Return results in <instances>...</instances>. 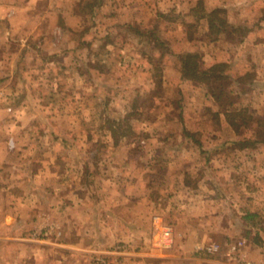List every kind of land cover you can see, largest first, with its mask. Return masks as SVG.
Masks as SVG:
<instances>
[{"label":"crops","instance_id":"crops-1","mask_svg":"<svg viewBox=\"0 0 264 264\" xmlns=\"http://www.w3.org/2000/svg\"><path fill=\"white\" fill-rule=\"evenodd\" d=\"M199 1L0 0V93L14 80L17 65H26V68L19 70L23 73L24 80L39 81L43 79V73L39 74L38 69L47 61H51L60 69L65 66L66 73L73 78H83V94H90L97 88L98 93H101L108 79L104 72L106 60L103 49H119L121 53H125L129 48L136 49L139 44V41L135 40L136 36L132 34L124 42H120L118 38L110 42L106 38L116 37L118 32L128 30L141 33L174 32L176 37L171 35L172 38L162 44L169 49L163 56L165 63L162 83L165 89L172 90L176 86L183 94L187 92L195 97V101L201 106L204 103L205 107L219 114L221 127L228 132V136H220L217 128L213 130V134L202 139L182 138V142L190 144L184 150L185 155L178 156L182 157L178 158L179 162L183 159L184 164L178 165L174 170L167 168L164 171L167 172L166 178H158L155 175L157 171L152 166H146V169L137 166L136 163L145 160L141 155L136 157L132 152L125 154L127 157L124 163L120 162L124 160V156L121 159L117 155L112 157L114 163L111 164V171H107L108 174L106 171H103L102 175L97 174L101 181L98 191L105 194L104 198L98 201L103 206V213L110 210L103 214L104 223L106 220L110 224L114 218L115 226L107 228L104 224L102 229L99 227L103 230L102 233L97 226L95 229L91 224L92 214L87 212L94 205L91 199H88L86 188L79 191L72 186L67 188V193H61L62 198L68 199L67 205L71 210V213L62 218L67 222L69 230L65 243L62 244L33 243L23 237L28 224L32 223L37 215V211L30 208L42 209L47 196L53 205L59 207V187L44 186L41 174L35 175L34 182L37 185L34 188H30L25 173H18L15 183H9L7 176L0 174V264H90L89 259L93 254L107 253L106 245L121 238L122 229L119 225L122 220L117 213L122 204L138 203L139 206H149L154 200L153 193L157 190L163 195L159 201L165 207L169 206L168 210H171L172 206L175 207L168 214L171 216L168 220L174 224L177 242L173 249L164 253H138L139 258L145 259V264H152L154 261L162 264H224L221 256L208 257L204 252H198L197 247L213 242H227L230 238H235L238 232L235 225L238 223L248 224L251 219H264V211L255 214L249 211L253 202L248 197L252 196L251 193L262 194V201L257 204L264 210V146L254 147L253 150L244 148L239 155L243 165L232 166L233 154L227 150V153L219 151L222 146L228 148L237 140L233 125L226 118L230 111H219L220 105L216 100L219 99V93L208 86L213 79L223 78L215 75L214 70L224 63L232 69L228 71L230 75L228 73L227 78L233 80V77H237L238 81H241L245 74L252 72L248 69L252 61L264 64V40L256 38L258 33L256 34L254 29L248 30L246 35L242 34L240 40L222 41L220 37L209 40L215 22L210 14H213L217 7L207 10L198 18L195 17V11ZM242 12L241 26L245 25L244 19L249 10L243 8ZM88 15L90 19L85 18ZM174 17L175 19H172ZM84 28H88L83 32L86 34H83L81 40L76 39V33ZM191 30L205 38H199L198 34L195 37L190 36ZM50 35L54 38H50ZM147 43V40L141 42L138 48H147ZM79 50L82 51L81 58ZM146 52V57L151 61L149 51ZM189 55L198 62L197 74L193 77L185 76L182 72V59ZM79 66L85 68L80 71ZM236 70L239 74H236ZM253 71L255 72V69ZM263 72L261 74L260 69L255 72L250 89L251 93L254 91V94L260 97H264ZM204 75L210 82H204ZM153 85L152 88L155 89V83ZM225 92L230 95L233 93L231 90ZM26 103L24 101L23 105ZM261 103L264 104V98ZM203 111L204 108L200 107V118ZM186 115L190 118L188 110ZM198 121L201 122L200 119ZM5 154L0 147V162L5 160ZM250 155L258 157L260 162L253 172L258 178L254 184L247 179L253 175L243 169L252 159ZM190 162L194 163L193 168L188 167ZM10 170L6 169V172ZM55 177L57 175H54ZM42 192L45 199H41ZM186 213L187 216L184 217ZM28 216L33 218L28 219ZM258 225L253 234L257 235L259 241L246 239L247 252L251 258H259L264 251V222ZM130 264L138 263L132 260Z\"/></svg>","mask_w":264,"mask_h":264},{"label":"rangeland","instance_id":"rangeland-1","mask_svg":"<svg viewBox=\"0 0 264 264\" xmlns=\"http://www.w3.org/2000/svg\"><path fill=\"white\" fill-rule=\"evenodd\" d=\"M199 3L195 11V17L198 18L207 10L217 7L215 12L210 14L215 22L212 34L208 35L209 38L207 36L209 40H216L218 37L222 41L240 40L241 35H246L250 29L258 33L256 38L264 40V0H200ZM243 8L248 9L249 13L245 16V25L241 26ZM85 18L90 19V15ZM260 27L263 31H256V29L261 30ZM87 29L78 31L75 38L81 40L83 34H86L83 32ZM130 34L136 36L138 45L147 40V48H140L141 46L138 48L136 45V49L129 48L125 53H121L119 49H103L106 60L104 72L108 79L101 93H98L97 88L90 94H83V78L77 76L73 78L66 73L65 66L60 69L51 61L45 62L42 68L38 69L39 74L43 73V79L30 82L22 78L23 73L19 70L22 67L26 68V65L20 63L15 70L14 80L0 93V147L7 155L5 160L0 162L1 176L4 177L5 174L9 183H15L18 180V173H25L30 188H34L37 185L34 182L35 175L41 174L44 186L52 185L54 188L58 186L60 189L59 203L57 201L59 207L53 205L52 200L47 196L42 209L30 208L37 211L36 217L34 216L32 223L28 224L23 235L30 242H48L51 245L65 243L69 230L67 222L62 218H65L67 213H71V210L67 205L68 199L62 198L61 193H67V188L72 186L79 191L86 188L88 199H91L94 205L87 212L92 214L91 224L95 229L96 226L98 229L104 224L107 228L115 226L114 218L112 222L109 220L110 224L106 220L104 223L103 214L110 210L102 212L103 206L98 200L104 198L105 194L98 191L101 181L97 175L103 171H106V174L107 171H111V164L114 163L112 157L114 158L115 155L119 159L124 156V160H120L121 163L126 160L125 154L132 152L136 157L141 155L145 160H140V163H136L137 166L144 169L146 166H152L157 171L155 175L158 178H166L167 172L164 171L167 168L174 170L178 165L184 164L183 159L179 162L178 158L182 157L178 156H182L190 144L182 142V138L202 139L213 134V130L217 128L220 136H228V132L221 127L219 114L212 112L211 108L205 107L204 103L201 106L195 101V97L187 92L183 94L176 86L172 90L165 89L162 83L165 63L163 56L169 49L162 44H165L163 41H169L171 35L176 37V33H141V31L128 30L120 31L118 36L106 39L114 42L118 38L120 42H124L131 37ZM178 34L180 35V32ZM196 34L199 38H205L191 30L190 36L195 37ZM50 38L54 36L50 35ZM146 49L150 53L151 61L146 57ZM79 52L81 58L82 51ZM193 63L198 62L193 60ZM79 68L82 71L85 66ZM248 69L252 72L242 76L241 81L236 80L237 77L229 80L226 75L232 69L224 63L214 70L215 75L223 78L213 79L211 84H208L210 89L212 87L219 93V99H216L220 105L219 111L229 110L226 118L230 123L231 121L235 123L233 130L237 140L228 148L224 145L219 150L223 153L227 150L228 153L233 154L231 162L234 167L243 165L242 157L239 155L244 148L253 150L254 147L264 146V104L261 103L264 97L254 94V91L250 92L255 72L260 69L262 74L264 64H257L254 60ZM236 74H239V71ZM154 83L155 89L152 88ZM227 90L233 93L227 94L225 92ZM222 93L224 94L221 95ZM24 101L27 103L23 105ZM200 107L204 108L201 118L198 116ZM187 110L190 118L186 115ZM11 140L15 142L13 149H9L10 145L8 146ZM250 156L252 159L243 169L253 175L247 179L254 184L258 178L253 172L260 162L258 157ZM194 166L193 162L188 165L191 168ZM6 169L11 170L6 172ZM54 175L57 177L54 178ZM253 194L256 193L248 196L253 202L249 211H252V214L261 213L264 210L260 209L257 203L262 201L263 195L257 193L253 196ZM41 195V199H45L43 192ZM153 195L154 200L149 206L143 204L139 206L138 203L122 204L117 213L122 220L119 225L122 229L121 238L106 245L107 253L93 254L89 259L90 264H130L132 260L137 261L138 264H145V259L139 258L138 253L144 251L164 253L176 246L177 232L174 224L169 223L168 220L171 217L168 214L175 207L172 206L171 210H168L169 206L165 207L159 201L163 196L159 190ZM30 217L33 218L28 216V219ZM155 217L164 225L173 227V242L169 247L164 244L161 231L154 223ZM263 222V218H256L249 220L248 224L238 223L235 225L238 231L235 238H230L227 242L241 238L259 241L257 235L253 233L256 227H259L258 224ZM13 250L15 252L16 248ZM204 255L212 257L209 254L204 253ZM100 259H104V262ZM152 264H162V262L154 261Z\"/></svg>","mask_w":264,"mask_h":264},{"label":"built area","instance_id":"built-area-1","mask_svg":"<svg viewBox=\"0 0 264 264\" xmlns=\"http://www.w3.org/2000/svg\"><path fill=\"white\" fill-rule=\"evenodd\" d=\"M10 148L15 147L14 140H11ZM154 223L161 231V236L166 247L173 242V227L164 225L159 218H154ZM248 241L245 238L227 243L213 242L203 247H198V251L212 256H221L224 264H264V251L259 258H251L247 252ZM104 262V259H100Z\"/></svg>","mask_w":264,"mask_h":264},{"label":"trees","instance_id":"trees-1","mask_svg":"<svg viewBox=\"0 0 264 264\" xmlns=\"http://www.w3.org/2000/svg\"><path fill=\"white\" fill-rule=\"evenodd\" d=\"M182 72L188 77H193L197 74V65L193 63V57L191 55L182 59ZM203 78H205L204 82H210L208 78L206 79V75H204ZM231 123L235 127V123L233 121H231Z\"/></svg>","mask_w":264,"mask_h":264}]
</instances>
